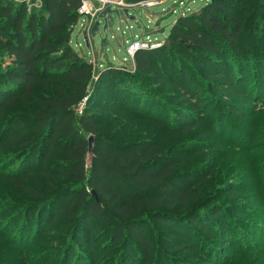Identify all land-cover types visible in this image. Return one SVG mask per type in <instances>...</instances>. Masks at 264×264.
<instances>
[{
	"label": "trees",
	"instance_id": "obj_1",
	"mask_svg": "<svg viewBox=\"0 0 264 264\" xmlns=\"http://www.w3.org/2000/svg\"><path fill=\"white\" fill-rule=\"evenodd\" d=\"M80 5L0 0V256L263 264L264 0L178 14L129 70L72 46ZM107 89L115 101L94 110Z\"/></svg>",
	"mask_w": 264,
	"mask_h": 264
},
{
	"label": "rangeland",
	"instance_id": "obj_2",
	"mask_svg": "<svg viewBox=\"0 0 264 264\" xmlns=\"http://www.w3.org/2000/svg\"><path fill=\"white\" fill-rule=\"evenodd\" d=\"M205 1L206 0H166V2L161 5H156L146 9H131L129 16H127V14L123 16L122 13L117 12L114 14V25L109 29L107 44L105 46L101 45V36H104L102 29L101 35L98 34L95 37H92L91 42L93 43L94 51H92V46L87 44L83 35L85 31L82 32L81 26L85 21V18L82 17L80 19L82 23L78 22L74 28L71 43L77 51L89 58L91 55H93L92 53L95 52L94 56L96 55L97 59L101 60L103 63V70L111 64H116L121 69L129 70L133 63L124 65L121 62L122 60H129L127 59L129 57L125 51V47L129 45L133 39H140L142 36L143 40L146 42H151L154 40H159L162 42L165 41V37L169 34L178 14H183L184 11L197 10L205 3ZM130 16H134V18H131ZM144 32L145 34H142ZM98 70V65H95L93 82L98 81L99 74L101 72ZM153 85L156 86L155 83H153ZM170 90L171 89L169 88H164L166 93L170 92ZM108 91L109 89L103 91V94H105L103 96V101L100 102L97 107L94 108V110L111 107L109 104L113 103L115 99L113 98L114 94L109 93ZM167 100L169 104L179 103L174 99L168 98ZM87 104L88 100L85 101V105ZM84 109L85 106L82 108V110ZM80 110L81 109H79V112L77 113H80ZM160 112L163 113L165 117H167L170 110L165 108L161 109ZM3 193V191L0 192V198L2 197ZM220 193H222V191H220ZM224 197H227V195H224ZM220 204H222L223 208H228L230 201L226 202L221 200L220 203H212L210 206H207L208 212H212L220 208ZM250 210L253 209L250 207ZM11 216L12 213L9 211L8 207L4 203L0 204V221L8 222ZM253 232H255L258 237H253L252 240H254V242L259 241L260 236L258 235V230L255 229ZM212 242L215 241L212 240ZM224 250H227V247ZM261 262L264 264V254L262 255ZM0 264L19 263L14 259V252L4 248L2 255L0 256Z\"/></svg>",
	"mask_w": 264,
	"mask_h": 264
},
{
	"label": "built area",
	"instance_id": "obj_3",
	"mask_svg": "<svg viewBox=\"0 0 264 264\" xmlns=\"http://www.w3.org/2000/svg\"><path fill=\"white\" fill-rule=\"evenodd\" d=\"M17 3H24L27 7V11L31 12L35 8H39L42 6V0H14ZM166 0H148V1H141L138 3H129L127 0H81V5L79 8V19L78 22L82 23L80 19L82 17L85 18V21L82 23V32H88L90 36V29L94 22L99 18V15L108 7L117 10V12L122 13L124 16L126 14V10L130 13L131 9L137 8H149L156 5H161L165 3ZM128 16V15H127ZM78 24V23H77ZM143 32V31H141ZM142 34H145L142 33ZM91 44V39H90ZM161 45V41L154 40L151 42H146L143 40L141 36L140 39H133V41L125 47V51L128 54L127 59L129 60H122V64L126 65L129 63H133L135 53L142 48H155ZM94 62V58L91 60Z\"/></svg>",
	"mask_w": 264,
	"mask_h": 264
},
{
	"label": "water",
	"instance_id": "obj_4",
	"mask_svg": "<svg viewBox=\"0 0 264 264\" xmlns=\"http://www.w3.org/2000/svg\"><path fill=\"white\" fill-rule=\"evenodd\" d=\"M117 13V10L112 9L111 7L106 8L100 15L99 18L94 22L90 29V36L88 35V32H84L83 35L85 37V40L88 45H90V39L92 37H95L96 35H101V29L104 34V36H101V45L105 46L107 44V37L109 34V29L113 27L114 25V14ZM126 14L129 16L128 10H126ZM131 18H134V16H130ZM103 22V25H102ZM89 142V156L92 155L93 147L95 143V137L93 135H90L88 138ZM92 194H95L94 191H92Z\"/></svg>",
	"mask_w": 264,
	"mask_h": 264
},
{
	"label": "crops",
	"instance_id": "obj_5",
	"mask_svg": "<svg viewBox=\"0 0 264 264\" xmlns=\"http://www.w3.org/2000/svg\"><path fill=\"white\" fill-rule=\"evenodd\" d=\"M90 45L92 46V51H94L93 43L91 42ZM94 53H95V52H94ZM94 53H92L93 56H94ZM99 61H100L99 63H101L100 66L103 67V64H102L101 60H99ZM100 66H99V67H100Z\"/></svg>",
	"mask_w": 264,
	"mask_h": 264
}]
</instances>
